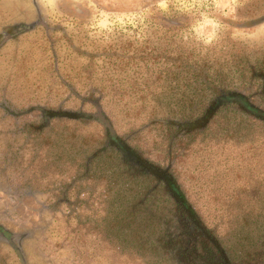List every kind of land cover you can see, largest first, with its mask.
<instances>
[{"label":"rangeland","instance_id":"1","mask_svg":"<svg viewBox=\"0 0 264 264\" xmlns=\"http://www.w3.org/2000/svg\"><path fill=\"white\" fill-rule=\"evenodd\" d=\"M37 12L48 28L0 51V102L13 113L0 110V224L19 235L27 264H145L117 237L118 179L113 209L108 174L95 169L97 181L92 173L80 180L105 142L104 126L53 119L38 135L31 125L41 123L40 111L21 115L31 107L95 113L82 99L100 101L120 137L172 165L194 207L229 242L239 224L224 215H264L263 131L222 124L173 140L166 125L149 124L179 117L184 106L203 112L208 94L194 96L195 72L241 87L242 62L264 59V0H0V33L36 21ZM0 264H20L3 241Z\"/></svg>","mask_w":264,"mask_h":264},{"label":"flooded vegetation","instance_id":"2","mask_svg":"<svg viewBox=\"0 0 264 264\" xmlns=\"http://www.w3.org/2000/svg\"><path fill=\"white\" fill-rule=\"evenodd\" d=\"M37 13L38 19L36 21L32 23L15 24L6 29V31L0 33V51L6 43L16 40L23 34L32 32L38 27L48 28L41 13ZM242 65L243 69L240 73V77H242L237 79V83H240L241 87L231 85L226 81H216L218 79H212L210 76L211 73L209 72L201 73L198 71V74L196 72L194 73L195 76L190 79V82L192 83L191 89L193 90L194 96L198 99L204 91L208 94L205 107L201 114H197L193 105H189L188 108L184 106L185 111L179 117L155 119L149 124L166 125L173 134V140L176 138L181 139L186 136L192 137L194 133L205 132L212 125L219 126L222 124H227L229 128H233L234 126H240L242 128L246 125L255 130L259 129L264 132V123L260 120V118L264 119V59L243 61ZM82 101L83 103H92L96 109L95 113L67 110L51 111L44 107H31L22 111L21 115L40 111L42 114L40 117L41 123L31 125L33 131L38 135H41L45 130L50 129L51 121L53 119H68L71 121L86 123L94 121L104 126L106 129L105 142L100 148L87 157L84 164V173L80 177V180L87 177H89L88 180H90V173H92V176L95 177V181H97V173H93L95 169L98 173L108 174V182H110L109 192L112 193V198L109 202L112 209L115 207L113 188L116 179H118L120 192L125 205H128L133 201L136 202V200L140 199L144 194L146 185L145 182L141 181V179L144 178L142 176L143 167L148 175L153 176V174H156L155 172L159 171L162 175H156L160 181H162L163 178L167 183L170 180L173 183L176 182L181 185L175 173L171 171L172 165L162 167L155 164L153 161L147 159L139 149L130 145L127 139L120 137L116 133V129L109 116L105 113L100 101L96 100L93 102L90 101V99L85 98L82 99ZM0 110L4 111L7 115L13 114L10 107L6 104H2V102H0ZM231 124H233V126ZM95 164H97L96 167ZM146 166L152 170L150 171L146 169ZM136 167H139L140 170H136ZM167 190L168 188L166 186V193H168ZM65 196H67V193H65ZM120 209L126 211L124 206ZM169 211V209L166 210V212ZM112 225H115V220ZM121 235L123 234L119 233L117 228V237L121 238ZM124 237L127 238L125 246L127 251H130L131 246H133L134 249L138 248L143 254L145 264H147V260L151 258L157 261L156 264H172L168 258L163 257L161 254L162 252L164 253L166 249L168 251L172 250V253L175 254V246L179 243L174 242L170 246H166V242H164L165 249H163L157 241L153 242L152 240L143 239L137 240L129 236L128 233H125ZM18 239L19 241L16 242ZM0 241L7 243L15 251L20 264H27L19 235L10 232L1 224ZM167 242H169V240H167ZM155 246H158L160 252L155 248L150 251V247ZM147 252H149V256L153 255L154 257L147 258Z\"/></svg>","mask_w":264,"mask_h":264},{"label":"trees","instance_id":"3","mask_svg":"<svg viewBox=\"0 0 264 264\" xmlns=\"http://www.w3.org/2000/svg\"><path fill=\"white\" fill-rule=\"evenodd\" d=\"M260 120L264 123V119ZM142 169L144 194L136 202L120 205L126 211H123V219L117 221L119 233H128L137 240L157 241L163 249L164 242L166 246L179 242L175 254L167 249L161 254L172 264H264L263 214L224 215L222 220L239 224L236 230L231 228L235 236L229 242L198 212L181 185L170 180L167 183L163 178L160 181L159 171L152 176L144 167ZM146 169L152 170L147 166ZM136 170H140L139 167ZM167 209L170 211L166 212ZM153 248L160 252L158 246L150 247V251Z\"/></svg>","mask_w":264,"mask_h":264}]
</instances>
